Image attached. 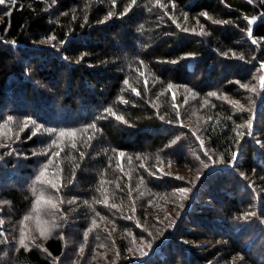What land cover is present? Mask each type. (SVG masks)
Instances as JSON below:
<instances>
[{
    "label": "trees",
    "instance_id": "obj_1",
    "mask_svg": "<svg viewBox=\"0 0 264 264\" xmlns=\"http://www.w3.org/2000/svg\"><path fill=\"white\" fill-rule=\"evenodd\" d=\"M130 4H0V264H264V0Z\"/></svg>",
    "mask_w": 264,
    "mask_h": 264
},
{
    "label": "snow or ice",
    "instance_id": "obj_2",
    "mask_svg": "<svg viewBox=\"0 0 264 264\" xmlns=\"http://www.w3.org/2000/svg\"><path fill=\"white\" fill-rule=\"evenodd\" d=\"M55 2H56V0H53V3H55ZM4 3H5V0H0V4H4ZM135 3H136V0H131V4L129 5V8L131 7L132 4H135ZM157 3H159V0H157ZM122 15H123V13H122ZM203 15H207V14H206V13H203ZM111 16H112V13L109 12V13H108V16H106L105 19H108V18H110ZM253 19H254V18H253ZM215 22H216V23H221V21H215ZM252 22H253L252 20H249V21H248V23H250V24H251ZM224 23H227V22L225 21ZM188 30H189V29H187V28L184 29V31H188ZM201 34H204V33H203V30H201ZM249 35H251V30H249ZM50 39H54V37H52V38H50ZM253 43H256V41L253 40ZM233 55H235V53H233ZM141 63H142V62H141ZM173 63H175V61H173ZM141 75L143 76L144 74L141 73ZM260 81H261V87H264V76H261V77H260ZM124 83H125L126 85H128L129 82H128L127 80H125ZM145 84H147V80H145ZM241 87H245V88H247L248 85H246V84H241ZM168 88L171 89V88H172V85L169 84V85H168ZM132 91L135 92V94H137V95L140 94L135 88H132ZM252 91H255V88H252ZM208 95H210V96H216L217 93H215V92H211V93H209ZM173 98H175V97H173ZM123 102L127 103V101H123ZM229 102H230V103H233V104H235V105H237L241 110H243V106H242V105H239V102H238V101H229ZM105 112L108 113L109 115H113V116H115V118H116L117 120H123V119H124L122 116H118V115H116V114L112 111V109H110V108L105 109ZM102 118H103V117H102ZM161 119H163V117H161ZM8 120L11 121V120H12V117H8ZM125 122H126V121H125ZM30 123L33 124V125H35V121H33L30 117H29V118H26V120L22 123V127L20 128V131H24L25 129H27V128L29 127V124H30ZM247 126H248V127H251V122H250V121L248 122V125H247ZM95 127H96L95 123L90 124V125H87V126L82 130V132H83V133H87L90 129H95ZM39 131H41V127H40V126H37V127H36V131L33 132L32 135H33V136L36 135V133L39 132ZM44 131H48V132H50V133H53V134H55L58 138H63V137H76V135H77V131H78V130H75V129H72V130H66V129H60V130H57V129H44ZM87 139H88V140H91V139H92V136H88ZM52 143L55 145V144H57V141H56V140H53ZM173 143H175V141H174ZM71 146H72V147H76V143H75L74 140H73ZM201 146L203 147V141H201ZM53 155H55V156H59V152L53 153ZM81 155H83V153H81ZM119 155H120L121 157H123V156H124V153L121 152V153H119ZM236 158H237V154H236V153H233L232 159L235 160ZM129 159H130V158H129ZM204 167L207 168L208 165L205 164ZM47 168H48V165H47V164L44 165V168L42 169L40 175L37 176V181H40L41 183L45 182V181L42 180V177H43V175H44V172L47 170ZM154 174H155V173H153V175H154ZM197 179H199V177H197ZM47 183H48L52 188H54V189L57 188V185L54 184V183H52L51 181H47ZM179 191L182 192V193H186V192L189 191V189H180ZM41 198L43 199V197H41ZM105 202H106V201H105ZM0 203H4V202H0ZM46 203H47L48 205H50V207H52V208H57V207H58V204H57L55 201H53L51 198H48L47 201H46ZM112 206L115 207V205H112ZM26 219H29V217H26ZM89 231H90V230H89ZM50 233H51V229H48L47 232H45L44 230H41V231H40V235L43 236V237H45V238H47V235H50ZM85 235H87V233H85ZM20 243L23 245V244H24V240L21 239Z\"/></svg>",
    "mask_w": 264,
    "mask_h": 264
},
{
    "label": "rangeland",
    "instance_id": "obj_3",
    "mask_svg": "<svg viewBox=\"0 0 264 264\" xmlns=\"http://www.w3.org/2000/svg\"><path fill=\"white\" fill-rule=\"evenodd\" d=\"M256 20H258V19H256Z\"/></svg>",
    "mask_w": 264,
    "mask_h": 264
}]
</instances>
